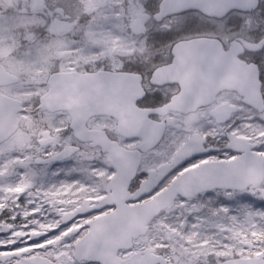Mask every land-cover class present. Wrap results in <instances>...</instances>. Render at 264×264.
Here are the masks:
<instances>
[{"label":"snow or ice","instance_id":"6c2138e0","mask_svg":"<svg viewBox=\"0 0 264 264\" xmlns=\"http://www.w3.org/2000/svg\"><path fill=\"white\" fill-rule=\"evenodd\" d=\"M0 264H264V0H0Z\"/></svg>","mask_w":264,"mask_h":264}]
</instances>
